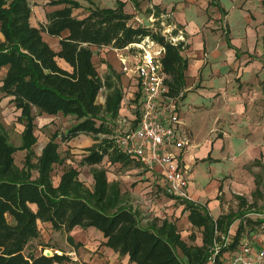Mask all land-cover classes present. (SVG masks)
I'll use <instances>...</instances> for the list:
<instances>
[{"label": "trees", "instance_id": "16d2710c", "mask_svg": "<svg viewBox=\"0 0 264 264\" xmlns=\"http://www.w3.org/2000/svg\"><path fill=\"white\" fill-rule=\"evenodd\" d=\"M84 1L93 7L79 18L75 15L82 7L79 0H52V5L66 6L49 13L47 23L36 27L31 23L29 0H0V71L6 69L0 78V93L11 98L24 125L21 144L16 146L0 116V264L64 262L65 255L25 254L29 243L41 235L39 222L68 232L72 242L75 238L71 232L76 227L96 228L106 239L104 245L137 264H208L219 234L227 233L236 213L214 219L205 205L186 200L191 222L204 228L201 245H188L168 220L157 228L142 226L136 210L123 204L120 183L109 181L104 163L106 157L111 163L128 162L129 157L108 137L100 139V135L111 133L109 121L121 113L123 91L111 76L103 78L100 74L94 60L96 49H124L146 38L161 44L165 47L161 60L170 75V94L178 95L184 89L189 65L182 55L184 43H172L153 27L131 24L135 15L125 10L127 1L140 10L141 0H116L114 7ZM211 4L216 3L212 0ZM44 35L58 39L59 50ZM105 86L110 91L102 104L98 98ZM34 109L38 115L62 114L76 120L67 131H55L36 160ZM81 134L99 139L80 161L81 166L91 167L93 187L80 179V170L74 166L67 167L55 184V166L65 162L59 140L69 142ZM20 150L27 151L23 167L15 161ZM245 213L239 211L238 217ZM247 221L253 222L251 218ZM244 232L242 223L234 242L221 247L215 264H225L224 254L236 250ZM261 233L264 235V227Z\"/></svg>", "mask_w": 264, "mask_h": 264}, {"label": "crops", "instance_id": "0c3cea01", "mask_svg": "<svg viewBox=\"0 0 264 264\" xmlns=\"http://www.w3.org/2000/svg\"><path fill=\"white\" fill-rule=\"evenodd\" d=\"M29 1L32 6L31 23L36 27L47 23L49 13L66 6L65 4L52 5V0ZM104 1L94 0L100 7L116 5V0L107 5L103 4ZM147 1L148 4L144 5L145 0H141L140 10H136L134 4L127 1L125 10L134 14L133 19L140 22H143L140 15L143 12L146 13L150 21L147 26L152 27L155 26L152 17H167L169 28L174 29V37L184 43L182 55L189 63L185 73L186 83L181 90V92L184 91V96L180 104L182 120L180 131L189 137L190 144L177 160L181 168L187 171L189 183L186 191L192 201L205 205L214 219H218L221 215L236 213L234 220L228 226L227 233L221 232L217 242L222 244L228 239L226 243L230 246L234 242L236 231L242 223L244 226L247 225V219L250 218L248 213L252 212V210L248 212L249 209L247 212L244 211L246 217L244 215L238 217V212L243 211L244 207L241 210L238 208L231 210L229 205L231 200H236L241 194L242 180L249 174L244 166L251 162L258 164L254 170L264 166V0H261L262 8L258 0H235V7L238 8V30H233L230 26L227 10L222 6L221 0H214L216 4L213 5H210L212 0ZM86 3L81 2L82 7L76 9L75 15L77 11H83L82 16L77 15V17H85L88 14V8L93 7ZM129 6L131 7L128 9ZM158 12H160L159 15ZM260 21L262 25L259 29ZM219 22L228 24L230 30L226 33L229 35L223 34L222 30H216ZM44 37L56 50H59L58 39L47 35ZM0 39H3L1 32ZM132 46L130 45L128 49ZM157 46L159 45L157 44L155 48ZM126 50H117L113 47L96 49L94 60L99 61L96 65L102 77L111 76L116 85L122 89L123 100L118 117L129 118L126 127H130L137 124V120H131L134 114L131 115L126 102L131 100L133 104L139 106L141 90L137 85V79L122 71L120 53ZM62 64L68 66L65 62ZM3 72L5 73L6 69ZM104 91L105 98L101 101L98 98L99 103L102 104L106 102L110 89L105 86ZM110 124L111 121L108 125ZM79 136L84 137L88 144L83 150L85 154L89 147L99 141L89 135ZM105 161L107 171L113 164L120 168L127 166L129 162L134 163L129 173H134L136 176L128 175L132 178L131 184L136 186V192L146 200L145 202L155 212V216L162 219L160 224L150 215L143 217L145 214L140 212V207L134 201L129 203L125 201L123 193L125 191L122 189L119 177L116 175V179H110L109 171L107 174L109 181L120 183L123 204L136 210L142 226L157 228L168 220L174 223L179 231L178 222L182 221L185 229L192 227L201 229V243L194 245L203 243L204 228L197 227L191 222L190 210L186 208V199L170 195L166 191L165 173L160 167H155L151 171L138 159L130 158L128 162L111 163L108 157L107 164ZM92 180L94 184L93 175ZM85 184L90 187L87 183ZM161 195L164 198L156 203V199ZM142 221L147 222V225L142 224ZM263 227L262 225L257 230ZM94 232L101 235L100 242L103 245L100 250L102 252L112 253L117 258L123 257L126 264H137L130 262L128 256H120L118 252L104 245L106 239L99 230ZM179 233L181 234L180 231ZM254 233L256 232L252 233L250 240L254 248L259 249L261 245L254 238ZM193 234L195 238H192ZM245 235L244 233L236 250L224 254L225 264H229L232 257L238 253L241 243L246 238ZM181 238L183 239L182 234ZM190 239L196 240V234L191 233ZM208 264H214V261L211 259Z\"/></svg>", "mask_w": 264, "mask_h": 264}, {"label": "rangeland", "instance_id": "374dc122", "mask_svg": "<svg viewBox=\"0 0 264 264\" xmlns=\"http://www.w3.org/2000/svg\"><path fill=\"white\" fill-rule=\"evenodd\" d=\"M81 2L87 4L86 2H84V0H81ZM113 2L114 0H105L103 4L107 5L112 4ZM258 3L260 4L258 5L262 8L261 0L260 2L258 0ZM146 4H148L147 0H145L144 2V5ZM221 4L227 10V19L230 23V26L233 28V30H238V8L235 7V0H221ZM108 6L111 7V5ZM130 7L131 6H129L128 9ZM82 14V10L77 11V15L82 16ZM140 16L143 19V22H140L137 19H132L130 23L136 26L150 24V21H148L147 19L148 15L146 13L143 12V14H141ZM163 17H152V20L154 21L153 24L155 25L153 28L155 30L162 31V33L164 34H167V38L170 39L172 38L174 29H170L171 27L169 28L170 25L168 24V18ZM144 19H147L146 23ZM261 25L262 24L260 21V24H258L259 29L261 28ZM217 26L219 27H217L216 30H222L223 34L229 35V33H226L230 30L228 24L224 22H219ZM151 42L152 40L150 38H146L141 43L132 44V48L127 49L124 53L134 54L141 52V48H147V45L151 44ZM178 43L180 42L178 41L176 44ZM96 63H99L98 59L96 60ZM4 74L5 73L1 71L0 78H2ZM104 89L105 87L99 95V101L105 98L106 92L104 91ZM20 113V110L15 107L14 103L11 101V98L3 97V94L0 93L1 121L5 126V130L9 135L10 141L16 146H19L21 144V133L24 129V125L18 119ZM34 114L36 115V135L38 136V141L33 148L36 160V157H39L41 155L42 150L44 146L48 143L51 135L57 130H59L60 132L67 131V129L71 127L72 124L76 122V120L72 116H64L62 114H58L55 116L38 115L37 109H34ZM81 137L82 136H79L70 142H62L61 140H59L60 153L61 156L65 159V162L63 164L55 166V184H58L60 176L67 167L74 166L80 170V178L90 187L93 186L91 167L80 165V161L83 155L85 154L83 150L86 148V145H88L86 144L87 142L84 140L85 138ZM101 137L104 138L103 135H100V138ZM26 153V150H20L15 153V161L19 167H23ZM107 163L108 162H106V164ZM129 163L130 164H127V166L120 168L114 166V164L113 166H109L108 171L110 173V179H116L117 175V177H119L120 179L119 181L122 184V189L125 191L123 192L125 196V201H127L128 203L134 201L140 207V212L145 214L143 215V217L150 215L151 217L155 218L160 224L162 219H160V217L158 216H155V212L151 210V207L145 202L146 200L141 197V194H138V192H136V186L134 184H131L132 178H130L128 175L136 176V174L129 173L130 168L134 166L133 162ZM257 165L258 164L256 162H251L244 166V168L249 171V174L242 180L241 194L238 195V198L236 200H231L229 204L231 210L236 208L241 210L242 207H244L243 211L246 212L249 209L252 210V212L248 213V217H250L253 222L247 221V225L245 226L244 232L246 234L245 236L249 237V239H251L253 232H261V230L257 229L262 225L264 226V222H260V224V220H258L260 218H262V220L264 219V166L257 170H254ZM34 175H37L36 171H34ZM161 198H164V196L161 195L160 197H158L156 199V203H158ZM243 199L246 202H244V204ZM163 212L166 213L165 210H163ZM142 224L147 225V222L142 221ZM178 225L179 231L181 232L183 239L186 240L188 244L194 245L197 243H201V229L195 227H192L191 229H185L183 227L182 221L178 222ZM39 227L41 230V235L39 238L34 239L29 243L27 249L25 250L26 255H30L32 253L35 255H39L41 253L48 255L47 250H50L51 256H53L54 254H59L65 255L67 257L64 262L56 264H126L123 257L117 258V256L112 253H105L100 250L102 248L101 246L103 245V243L100 242L102 239L101 235L97 234L98 232H94L97 231L96 228H94L95 230L92 228H88L85 230L82 228H75L71 232V235H73L75 238V241L72 242L68 238V232L64 230H55L52 227V224L50 223L39 222ZM191 233L196 234V240L190 239ZM178 253L181 256L183 255L179 249Z\"/></svg>", "mask_w": 264, "mask_h": 264}, {"label": "built area", "instance_id": "2783aa9c", "mask_svg": "<svg viewBox=\"0 0 264 264\" xmlns=\"http://www.w3.org/2000/svg\"><path fill=\"white\" fill-rule=\"evenodd\" d=\"M164 35L167 37V34ZM169 40L174 44L179 41L174 35ZM157 44L152 41L147 48L142 47L141 52L134 54L120 53L122 71L133 75L141 90L139 106L131 100L126 102L131 115L134 114L131 120H137V124L126 127L129 118L119 116L111 120V133L103 137L111 139L120 152L130 159H138L148 170L160 167L165 173L166 191L170 195L192 200L186 191L189 183L187 171L177 161L190 144L189 137L180 131V104L184 91L178 95L170 94V75L161 60L165 47L158 44L155 48ZM254 238L260 242V248L255 249L252 241L246 237L229 264H264V235L258 232ZM226 242L216 244L211 257L214 264L221 247L228 245Z\"/></svg>", "mask_w": 264, "mask_h": 264}, {"label": "bare ground", "instance_id": "6f19581e", "mask_svg": "<svg viewBox=\"0 0 264 264\" xmlns=\"http://www.w3.org/2000/svg\"><path fill=\"white\" fill-rule=\"evenodd\" d=\"M47 253H51V251L50 250H47Z\"/></svg>", "mask_w": 264, "mask_h": 264}, {"label": "water", "instance_id": "95a60500", "mask_svg": "<svg viewBox=\"0 0 264 264\" xmlns=\"http://www.w3.org/2000/svg\"><path fill=\"white\" fill-rule=\"evenodd\" d=\"M48 256H51V253H48Z\"/></svg>", "mask_w": 264, "mask_h": 264}]
</instances>
